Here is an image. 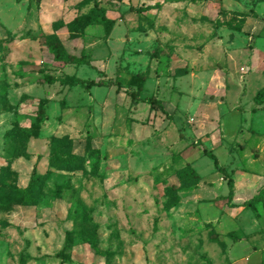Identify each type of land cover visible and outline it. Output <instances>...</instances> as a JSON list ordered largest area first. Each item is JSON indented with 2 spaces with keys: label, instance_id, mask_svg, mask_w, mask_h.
Segmentation results:
<instances>
[{
  "label": "rangeland",
  "instance_id": "1",
  "mask_svg": "<svg viewBox=\"0 0 264 264\" xmlns=\"http://www.w3.org/2000/svg\"><path fill=\"white\" fill-rule=\"evenodd\" d=\"M154 1L138 12L139 0H125L107 33L100 20L69 27L91 0H0V264H264L263 202L231 212L221 199L230 176L238 198H264V105L254 101L264 0H182L195 6L187 21L156 36ZM49 35L89 64L55 62L41 44ZM45 75L102 85L42 84ZM139 87L165 112L136 103ZM56 138L79 141L75 152L90 138L100 160L56 170ZM35 170L47 181L34 205L18 204L11 188H27ZM213 219L235 232L222 259Z\"/></svg>",
  "mask_w": 264,
  "mask_h": 264
},
{
  "label": "trees",
  "instance_id": "2",
  "mask_svg": "<svg viewBox=\"0 0 264 264\" xmlns=\"http://www.w3.org/2000/svg\"><path fill=\"white\" fill-rule=\"evenodd\" d=\"M117 1H121V0H117ZM90 3H91V7L88 10V13L76 17L69 24V27H73L79 24H84L85 27H89L96 24L97 20H100V24L104 26L105 32L110 33L115 22L107 17L106 10L100 6L99 0H91ZM41 44L48 49V51L53 56L54 61L57 63L75 64V65L89 64V59L85 50H83L79 56L70 54L66 49V47L61 42L60 38L56 35H49L43 37L41 39ZM57 81H59L61 85H66V86L82 85L85 86L86 88L102 85V83L100 82H95V81L86 82L77 77H70L68 79L63 80V79L55 78L51 75H45L44 78L41 80V83L54 84ZM130 85L131 86L136 85V78H133L130 81ZM141 90L142 88L139 87L138 90L130 93V96L136 103L142 101L150 104L154 109L162 110L163 112H165L162 102L156 99L155 97L144 98V99L141 98L140 97ZM254 101L258 106L264 105V88H262L256 93L254 97ZM46 119H47L46 110L44 108V105L41 104L37 111L35 122L32 125L34 136H37L40 133L41 127L43 123L46 121ZM78 143L79 141H75V140L64 142L61 138H56L53 143L54 150L49 160L50 165L56 170L71 172V171H78L81 169V165L79 164V161L81 158H84L87 155L95 159L97 162L100 160V156H101L100 151L92 147V141L90 138L84 141V147L80 152L77 151L78 152L77 153L75 152V148L78 145ZM64 151H68V153L63 154ZM203 154L212 158L214 160L216 167L218 169H221L218 166V160L216 156L211 151L204 149ZM189 173L192 175L193 178H195V181L199 180L198 177H196L195 172L192 171ZM225 179L228 181V185H229V193L226 196V199L228 200V203L231 204L235 193V186H234L235 182L231 176L226 177ZM46 181H47V177L45 175L39 174L35 170L32 174L31 180L27 188L18 189L12 187L11 191L16 196L18 204L34 205L36 203V195L38 191H40L42 187L45 185ZM262 202L264 204V198L261 196H257L244 202L241 205V207L254 206L255 208L257 204ZM215 235H216L215 236L216 241L219 242L218 235L217 234ZM228 235L232 238L233 236H235V232H230ZM221 246L223 247V249L225 248V245L223 243L221 244Z\"/></svg>",
  "mask_w": 264,
  "mask_h": 264
},
{
  "label": "crops",
  "instance_id": "3",
  "mask_svg": "<svg viewBox=\"0 0 264 264\" xmlns=\"http://www.w3.org/2000/svg\"><path fill=\"white\" fill-rule=\"evenodd\" d=\"M99 1H100V6L103 9L106 10L107 17L110 20H113L114 22H116V23H114V28H116L118 26V24H119L118 22L122 21V17L119 16L117 18L115 16V12L114 11L116 10L119 13L120 12L123 13L125 10H128V9L131 8L130 5H129V7L126 6L125 0H121V1L114 0V1H112L114 6L112 4H108L107 1L104 4L101 3V0H99ZM140 1H141V3L139 4ZM139 2H138L139 6H138V8H136L138 12L141 9L143 10L144 8H146V6H144L145 0H139ZM154 4H155V6L157 8V10H154V14H152V15H154L152 17V20H154V24H153V26L151 28H150V26H148L147 29H149L148 30L149 33H152L155 36L159 35V33H160L159 31H161L159 29L164 30L165 31L164 33H166L167 30L169 29V22H171V21H176V20L183 19V18H185V21H187L186 12H189V10L192 7H195L193 5L189 6L186 2H184L182 0H172V1L171 0H156V1H154ZM186 6H189V7L188 8H184ZM159 24H161V25H159ZM158 27H159V29H158ZM135 30L136 31H145L146 29H144V28L141 29V27L138 26ZM69 53L72 54L71 52H69ZM73 55H76V54H73ZM257 107L258 108H260V107L262 108L263 105L262 106H257ZM234 186H235V193H234V198H233L231 204H229L228 200L226 199L227 195L221 196V199L223 200V203L224 204L226 203V205H224V207L227 206V210L231 211V212H233L234 209H235L232 206H235V207L238 206V205L241 206L244 202L247 201L245 199L238 198L236 182H235ZM219 198L220 197H218L217 199H219ZM210 222H211L212 231H214L215 234L218 235L219 242H216V243L218 244V243L221 242V244L223 243L225 245V248L222 249V251L220 250V252L218 253L220 259H222L221 256H224V255L228 256L230 251H231V249H232V247H231L232 245L228 242L229 238H231V237L228 234L230 232H233V231L222 232L220 230H217L220 227H221L220 229H222V224H221V221L219 222L216 219H213L212 221L210 220ZM214 222H216V223H214ZM254 249L257 250L256 247H254ZM210 260H211V264H219V262H220L219 258H217L215 261L213 259H210ZM243 262H244L243 258L238 259L237 261H234V262H233L232 259H230L228 261V264H243Z\"/></svg>",
  "mask_w": 264,
  "mask_h": 264
}]
</instances>
